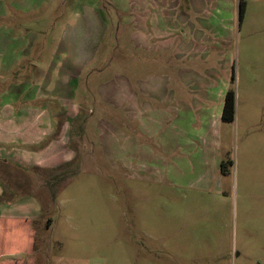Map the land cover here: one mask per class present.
Returning a JSON list of instances; mask_svg holds the SVG:
<instances>
[{"label": "rangeland", "instance_id": "374dc122", "mask_svg": "<svg viewBox=\"0 0 264 264\" xmlns=\"http://www.w3.org/2000/svg\"><path fill=\"white\" fill-rule=\"evenodd\" d=\"M14 1L31 10L19 12ZM244 1L240 18L238 0H0L35 33L32 71L79 64L72 87L92 80L119 88L124 77L142 82L149 94L141 101L150 102L143 131L122 124L118 107L115 118L105 112L108 127L121 132L107 134L104 147L98 103L86 123L66 124L59 108L51 135L67 127L70 150L58 167L23 168L0 157V204L32 209L35 233L29 255L7 259L264 264V0ZM140 9L157 37L136 22ZM230 86L234 119L222 121ZM47 159L54 161L51 151Z\"/></svg>", "mask_w": 264, "mask_h": 264}, {"label": "crops", "instance_id": "0c3cea01", "mask_svg": "<svg viewBox=\"0 0 264 264\" xmlns=\"http://www.w3.org/2000/svg\"><path fill=\"white\" fill-rule=\"evenodd\" d=\"M13 3L18 4L19 7L14 8L19 9V12L26 13L31 10L30 6L26 7L22 4L25 1ZM191 8L194 10L199 6L197 3L191 4ZM16 11L11 6H0V157L11 160L23 168L36 170L37 168H55L62 165L63 161L69 160L67 158L59 161L58 158L64 153L63 150H70L67 143L68 137L63 139L64 130L67 127L63 125L59 134L51 135L53 125L59 120L57 116L59 108L66 111L65 120L68 121L66 124L70 119L72 122L78 120L86 123L89 117L93 116L91 105L95 108L94 104L98 103L99 106L96 108L102 112L95 124L100 132L99 144L103 147L106 135L116 133L115 129H117L108 127L105 119L109 118L106 117L105 112H112L115 118L116 107L121 112L122 124L125 121L133 125L136 123L135 125L138 124L139 129L143 131V126L139 122L143 121L144 115L146 116L147 105H150V102L141 101L143 95L149 94L142 82L138 81L136 86H133L123 77V82L118 88L117 84L110 81H101L96 84L92 83V80L86 82L79 80L77 86L72 87L71 84L80 78L78 70L80 65L75 63L67 66V70L63 68L62 62L59 65L51 62V65L47 67L49 71L47 69L32 71V67L35 68V66L29 63L28 68L27 63L31 61L35 33L30 32L29 28L21 22V17H18V20L14 19ZM145 12L146 10L140 9L141 18L136 22L138 25L141 24L147 37H157L156 29L149 27L148 21L144 18V15L148 13ZM10 18L13 20L10 21ZM61 42L62 40L57 42L55 55L61 52L59 46ZM51 69L54 70L50 71ZM3 84L6 86L2 89ZM109 92L112 94L109 95ZM224 95L225 93L222 96V106ZM152 99L159 102L158 95L155 97L152 95ZM92 101L93 104H91ZM119 132L121 131L118 130L117 133ZM212 142L216 144L215 141ZM50 151L55 163L49 164L46 162H48L47 156ZM22 203L0 204V230H11L23 237L33 232L35 236L30 216L32 209L26 210L24 206H21L24 211L14 209ZM23 219L27 220V223H24ZM32 249L33 244L24 245L20 251L31 253ZM7 255L0 254V259H5Z\"/></svg>", "mask_w": 264, "mask_h": 264}, {"label": "trees", "instance_id": "16d2710c", "mask_svg": "<svg viewBox=\"0 0 264 264\" xmlns=\"http://www.w3.org/2000/svg\"><path fill=\"white\" fill-rule=\"evenodd\" d=\"M245 1L238 0V15L241 18L244 12ZM234 80V74L231 77V84ZM235 113V93L233 87H229L224 95L223 106L221 111V120L222 121H232L234 119ZM82 132V127L80 128ZM220 173L226 172V163L222 160L219 168ZM23 222L27 223V220L23 219ZM1 229V228H0ZM32 231V230H31ZM34 241L33 232H30L23 237L21 235H16V232L13 233L11 230H0V254H18L24 253L25 251H20L24 245L31 246ZM26 255L30 254V251L25 252ZM19 258L10 259H0V264H18Z\"/></svg>", "mask_w": 264, "mask_h": 264}]
</instances>
